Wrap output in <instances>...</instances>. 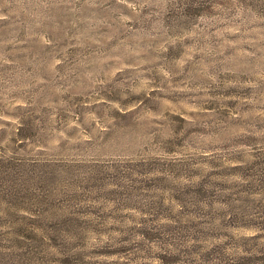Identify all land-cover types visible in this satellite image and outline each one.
I'll return each mask as SVG.
<instances>
[{
	"label": "rangeland",
	"instance_id": "rangeland-1",
	"mask_svg": "<svg viewBox=\"0 0 264 264\" xmlns=\"http://www.w3.org/2000/svg\"><path fill=\"white\" fill-rule=\"evenodd\" d=\"M0 264H264V0H0Z\"/></svg>",
	"mask_w": 264,
	"mask_h": 264
}]
</instances>
